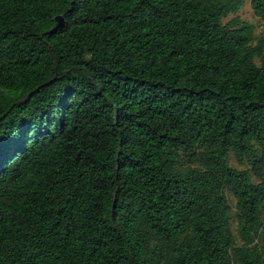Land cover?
<instances>
[{"label":"trees","instance_id":"1","mask_svg":"<svg viewBox=\"0 0 264 264\" xmlns=\"http://www.w3.org/2000/svg\"><path fill=\"white\" fill-rule=\"evenodd\" d=\"M242 2L0 0V264H264Z\"/></svg>","mask_w":264,"mask_h":264},{"label":"rangeland","instance_id":"2","mask_svg":"<svg viewBox=\"0 0 264 264\" xmlns=\"http://www.w3.org/2000/svg\"><path fill=\"white\" fill-rule=\"evenodd\" d=\"M239 17L242 21L251 23L255 28V34L258 36L264 30V22L260 19L256 18L253 14V10L251 8L250 0H243L242 4L239 6L238 11L234 14H229L227 18L224 19V23L229 22L231 19ZM230 162L232 166L242 169L243 166H240L233 155L230 156ZM227 197L232 205L235 206V199L233 198L230 192H227ZM232 232L236 236L237 242L240 243L238 235H237V225L234 218L232 219Z\"/></svg>","mask_w":264,"mask_h":264},{"label":"water","instance_id":"3","mask_svg":"<svg viewBox=\"0 0 264 264\" xmlns=\"http://www.w3.org/2000/svg\"><path fill=\"white\" fill-rule=\"evenodd\" d=\"M62 19H63V16H59V17L56 18V21L59 22V21H61Z\"/></svg>","mask_w":264,"mask_h":264}]
</instances>
